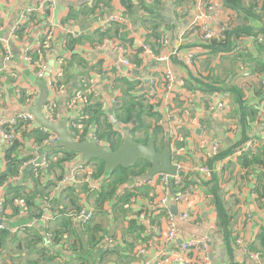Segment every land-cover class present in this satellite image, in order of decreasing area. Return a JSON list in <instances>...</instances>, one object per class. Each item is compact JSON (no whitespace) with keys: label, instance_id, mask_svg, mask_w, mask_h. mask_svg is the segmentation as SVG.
I'll use <instances>...</instances> for the list:
<instances>
[{"label":"crops","instance_id":"0c3cea01","mask_svg":"<svg viewBox=\"0 0 264 264\" xmlns=\"http://www.w3.org/2000/svg\"><path fill=\"white\" fill-rule=\"evenodd\" d=\"M97 1V5L93 7L95 0H77L73 3L56 0L54 4L47 0H0V119L10 117L33 105L39 92L44 89L48 93L46 103L56 106L53 118H64L67 121L69 117L73 118L81 112V105L78 103L71 106L68 97L70 91L78 86L76 79L84 78L88 80L90 92L99 98L104 114L111 123V115L114 116L117 126L113 123L112 125L121 133L120 126L130 123L119 122L114 108L119 107L122 100L128 98L129 90L138 94L139 90L147 93L148 101L161 114L162 118L157 123L166 128L165 138L170 128H175L178 140L174 142L169 135L171 149L175 146L179 151L176 161L183 166V183L185 186L194 187L184 204L175 206V212L187 206L191 208V216L188 220L179 221L180 235L176 242L166 243L163 237L166 217L156 208L152 211L151 186L143 185L137 188L135 194L138 196L124 212L114 207V201L107 204L106 208L111 210L110 214L104 211L97 215L102 228L112 235V239L114 237L115 243L123 248V252L127 251L123 242L135 245L140 240L137 239V233H140L143 241L139 245L144 246L146 253L137 257L136 264L143 260L149 261L150 264H176L174 259L181 241L193 235L212 239L206 253L212 264H264V253H260L258 260H253L248 258L242 249V245L254 240L264 225V196L258 197L255 192L260 169L257 167L259 171L245 170L236 158L231 157L209 163L214 140H217L221 147L241 138L245 141H258L264 131L262 111L251 119L238 115L242 106L258 107L261 99H264V70H255L256 61L264 62V49L257 50L252 34H237L233 31L234 27L241 24L260 28L264 17L261 21L249 18L247 14L238 13L228 7L225 0H131L132 7L129 12L122 5V0ZM250 1L252 0H243L242 4ZM199 2L204 5L201 10L198 9ZM29 6H33V10L29 13L28 20L18 25L24 34L22 38L18 35L15 37L12 30L16 27L19 16ZM70 6L77 8V11L73 18L67 20ZM201 12L208 13V18H199L200 23L205 20L211 28L225 25L233 29L228 34L227 50L208 46V43L201 40L198 31L188 29L189 22ZM109 15L118 19L102 30L101 25ZM151 18L159 23L160 38L157 40L148 37V19ZM64 19L67 20L66 23H63ZM114 24L118 28L113 34ZM96 29L100 32L111 29L110 39L105 38L99 44L95 40L89 42L83 39L85 35L94 37L93 32ZM184 30L186 32L181 34ZM45 37L50 38V41L44 39ZM165 37L167 44L163 43ZM71 38L75 41L81 38L80 42H75L73 48L74 53L85 61L87 68L82 76L78 73L80 69H74L69 89L58 92L49 85V78L59 72L63 59L72 57L71 49L66 46V41ZM113 42L123 46L124 51L116 49ZM45 43L47 47L42 46ZM104 43L108 44L102 46ZM5 44L12 54L10 60L5 59ZM144 45L149 47L148 50ZM40 46L46 47L45 50L42 49L43 53H39L38 59L42 62L41 65H46V70L44 76L36 79L25 63L23 54L27 49L32 56L31 52H39ZM193 52H196V58L188 65L184 56L187 57ZM124 57L130 61L129 67L122 64L121 59ZM158 57L164 59H156ZM251 58L254 60L251 61ZM166 67L172 70L177 81L183 82L182 85L176 82L172 97L165 91L162 80ZM149 76H153L152 83H149ZM128 84H133L132 88L129 89ZM18 87L34 92L30 105L20 104L16 94ZM216 101H224L227 110L219 117L213 118L208 107L215 105ZM147 121L155 123L152 118ZM92 133L93 129L90 128L85 135ZM142 135V132L136 133L137 137ZM81 141H84V138ZM7 145L0 136V171L5 168ZM20 157L23 160L28 157L27 149L20 151ZM79 159L81 158L78 155L68 163L66 174H69L70 168L75 166ZM200 167H208L211 171L206 175L200 171ZM21 173L18 168V175L21 176ZM144 187L149 188L147 192ZM31 188L32 185L28 183L26 191ZM174 188L170 187L169 192ZM3 191L0 188V209ZM214 194L223 201L224 210L232 218L229 229L235 240H239L238 243L227 245L222 239L216 225ZM84 204L88 209L91 206L87 202ZM43 210V216L35 220L40 225H44L50 216L48 210ZM133 220L137 226L135 229H131ZM0 221V227L9 225L12 232L22 225H27L26 222L34 223L24 215L12 214L10 209H6L4 214L0 210ZM142 227L146 234L143 233ZM19 254L22 252L10 248L1 256L0 264H26V256L24 259L18 256ZM195 255L197 251L193 250L188 259H195ZM114 261L115 257L110 256L104 262L95 264H113Z\"/></svg>","mask_w":264,"mask_h":264},{"label":"trees","instance_id":"16d2710c","mask_svg":"<svg viewBox=\"0 0 264 264\" xmlns=\"http://www.w3.org/2000/svg\"><path fill=\"white\" fill-rule=\"evenodd\" d=\"M95 0L93 7L97 5ZM261 2V3H260ZM122 5L125 9L132 7L131 0H122ZM228 7L233 8L238 13H245L249 18H256L262 20L264 14V1L252 0L243 5V0H225ZM258 6H260L258 8ZM69 14L67 20L75 16L77 8L69 7ZM81 8V7H80ZM83 9L81 8L80 11ZM79 11V10H78ZM66 20V21H67ZM65 19L63 23H66ZM150 23V34L148 37L157 40L160 38L158 32L159 23L154 19H148ZM113 25V24H112ZM232 25L230 24L229 27ZM118 26L114 24V33H116ZM234 29V30H233ZM233 29L228 28L223 40H209L208 46L221 48L227 50L229 47L228 34L233 30L235 33L252 34L256 41V48L258 51L264 49V20L260 28H254L250 25H239ZM230 30V31H229ZM111 29L107 32H100L96 29L93 32L94 37L85 35L84 40L89 42L101 43L103 39H110L109 34ZM16 34L22 38L24 31L20 27L16 30ZM49 37V36H48ZM48 37L44 39L49 40ZM261 39V40H259ZM95 40V41H94ZM81 38L75 41L70 39L66 41V46L71 49L72 57L70 59H63L59 72L52 77V87L55 91L62 92L69 89L72 82V72L74 69H80V75L86 71L85 61L74 53L75 42H80ZM44 43V41H42ZM47 47V43L42 44ZM40 46L39 52L32 51L33 65L36 70L42 64L39 61V53H43L42 49L46 47ZM254 59L251 58V61ZM257 66L255 70H264V62L256 61ZM78 86L70 91L68 101L71 106L78 103L81 105V112L75 117L67 119L69 132L75 140L81 141L86 132L92 128L93 135L105 145H108L112 150L118 149L122 144V136L118 129H115L112 123L104 114L103 105L99 98L90 92L88 80L84 78L76 79ZM133 84H128V88H132ZM128 90V89H127ZM128 91V98L122 100L119 107L114 108L115 116L119 122L131 123L134 121V126L130 130L132 139L140 143H146L150 138L156 143L157 149H161L167 132L162 124H158L161 119V114L157 108L148 101L147 93ZM16 94L19 97L20 104H31L34 92L31 89L17 88ZM125 98V97H124ZM56 106L54 104L46 103L45 115L53 117ZM264 110V99H261L258 107L244 105L238 111L241 118L248 116L250 119L257 113ZM264 113V111H263ZM154 119L152 124L147 119ZM160 121V120H159ZM151 130V132L149 131ZM21 136L33 138L35 142H41L50 136L48 132H42L37 129H27L18 126L15 130ZM142 132V136L137 137L136 133ZM244 139H237L236 142L224 145L218 149L217 153L209 157V163L213 161H221L226 157H231L235 148L243 145ZM179 146V144H176ZM24 146L19 140L9 143L6 147L5 168L0 171V188H2V205L1 212L5 213L6 209H10L12 214L19 213L24 215L34 223L26 222L27 225H22L12 232L11 226L0 227V259L1 256L7 253L10 248L22 252L18 256L25 259L26 264H95L96 262H104L110 256L115 257L113 264H136L138 258L135 253V247L141 246L140 233H137L139 240L135 245L131 242H123L126 252L119 244H105L104 237L112 235L102 228L97 220V215L104 211L110 214L111 210L107 207L110 201H114V207L119 211L124 212L126 207H129L131 201L136 199L137 188L132 191L126 188H121L127 183L129 184L137 176L142 175L148 168L146 161H138L133 167L125 168L123 166L107 172L105 170L104 162L101 159L84 160V165L87 169L80 170L76 173L77 183L59 186L62 177L67 173L68 163L78 157V153L69 151L58 144L51 146L46 151L49 157L47 166L38 168H25L21 176L18 175V168H20L23 159L20 157V151ZM177 155L174 160L176 161ZM241 167L245 170L253 169L259 171L257 186L255 192L258 197L264 196V143L260 144L254 151L247 150L240 156L236 157ZM259 169H258V168ZM89 177L90 182L84 181ZM92 182V184H91ZM30 183L32 188L26 191L27 184ZM150 187V186H149ZM184 187L180 188H185ZM146 192L148 187H144ZM150 193L153 194L150 199L154 200V188L150 187ZM58 192V193H56ZM214 204L217 211V226L219 232L222 234V239L227 245H233L236 240L232 235L231 226L232 218L224 210L223 201L214 194ZM21 202V203H20ZM87 202L93 217L85 223L80 220H74V215L85 206ZM42 204L43 207H42ZM46 209L50 212V216L44 225L35 222L37 218L43 216ZM130 209V208H129ZM133 210V209H132ZM155 209H152L154 211ZM158 212L165 213L159 209ZM137 215V213L135 214ZM132 216V215H131ZM137 228L136 222L132 221L131 229ZM144 228L142 227V230ZM141 230V231H142ZM143 233L146 234L145 230ZM247 249L263 254L264 253V225L260 228L258 234L252 242L246 244ZM17 256V257H18Z\"/></svg>","mask_w":264,"mask_h":264},{"label":"built area","instance_id":"2783aa9c","mask_svg":"<svg viewBox=\"0 0 264 264\" xmlns=\"http://www.w3.org/2000/svg\"><path fill=\"white\" fill-rule=\"evenodd\" d=\"M50 3L54 4L56 0H47ZM70 2H76L77 0H65ZM260 6H258L259 8ZM204 8V5L202 2L198 3V9L201 10ZM208 9H211V7H208ZM33 6L27 7L24 12L19 16L18 23L16 27L12 30V34L16 37V30L18 29V25L27 21L29 17V13L32 12ZM208 18V13L201 12L199 15L195 16L193 18L192 22H189L188 29L192 31H198V34L203 42L215 39V40H223L225 38L224 33L228 29V26H220L217 28H211V26L207 23V21L203 20L204 23H200L198 20L199 18ZM118 19L114 15H109L108 18L104 21V23L101 25L102 30H105L109 27L112 21ZM1 29V26H0ZM185 30L182 31L181 34H184ZM261 40V39H259ZM163 43L167 44L168 40L167 37L163 39ZM108 43L102 44V46L106 45ZM113 45L116 49L123 52L124 48L121 45H115L113 42ZM6 53L5 56L6 60H10L12 58V54L9 50V47L7 44H5ZM144 48L148 50V46L144 45ZM24 61L28 65L30 71L34 74L35 78L38 79V77H42L45 74L46 65L43 64L40 66L39 71L35 69L33 65V58L29 54V51L26 49L24 54ZM196 58V52L189 54L187 57L184 56V59L186 60L188 65H191ZM163 60L164 58H156ZM121 62L124 66L129 67L130 61L127 58H122ZM149 83L153 82V76H149L148 78ZM163 83H164V89L165 91L172 97V93L175 92V84L176 82H179L180 85L183 84V82L177 81L175 79V76L173 75V72L169 68H165L163 71ZM53 79L52 77L49 78V85H52ZM81 110V107H79ZM208 110L213 118L219 117L221 114H224V112L227 110V107L225 105L224 101H216L215 105L208 107ZM264 111V110H263ZM262 111V112H263ZM47 117V116H46ZM49 121H57L58 117H47ZM25 127L27 129H39L42 132H48L50 133V136H48L46 139L42 140L41 142H35L33 138H28L26 136H21L18 132H16V128L18 126ZM172 132L168 133L171 135L172 140L175 142L178 140V137L175 134V128H171ZM0 136L2 139L7 143H11L15 141L16 139L19 140L24 148L28 151V157H26L25 160L21 163L20 171L22 172L25 168L31 167V168H38V167H45L48 164L49 157L47 154V150L51 146H55L58 144V136L52 132H50L47 128L43 126H39L36 122L34 117L22 110L10 117L7 118H1L0 119ZM84 140H92L95 141L98 144H101V142L92 134L89 136L85 135ZM264 142V131L261 134V138L258 141L255 140H247L243 143V145L238 146L235 148L234 152L231 155V158H236L240 156L243 152L249 150H255L261 143ZM220 148V143L217 140H214L212 142V152L211 154L217 153L218 149ZM173 155H178L179 151L177 147L172 148ZM80 161L70 168L69 174H65L62 179L59 186L65 185V184H76L77 183V177L76 173L80 170L87 171L84 161L79 159ZM176 166V173L175 175H167L165 173H157L153 176H151L146 181H136V178L133 179L129 184L127 183L124 185L123 188L133 190L135 188H139L143 185H149L155 189V198L151 202L152 209L156 208L165 213L166 217V225L163 230V237L164 241L169 244H173L176 242L180 235V229H179V221L182 220H188L191 216V208L185 207L181 209L179 212L177 211L174 213L171 210V205L177 206V205H183L185 200L191 195L192 189L194 188L192 185H187L185 188L183 183V166L180 162H177V164L174 163ZM200 171L204 174L210 173V169L208 167H200ZM84 181L90 182L89 177H86ZM92 184V182H91ZM170 187H175L174 190L169 192ZM158 192V193H157ZM21 203V202H20ZM176 209V208H175ZM93 217V213L90 209L83 206L80 211L74 215V220H80L82 223L87 222ZM249 217V215H248ZM104 243L105 244H112L114 241L109 236L104 237ZM239 240H236V243H238ZM212 243V239L207 236H191L190 238L184 239L181 241L179 245V249L177 252V255L175 257V263L176 264H212L210 259L206 256V253L208 252L210 248V244ZM242 249L244 254L253 260H258L260 258V253L251 251L247 249L246 244L242 245ZM197 251V255H195V259H188L189 254L193 251ZM136 256L141 257L146 253V249L144 246H137L135 250ZM139 264H150L149 261L143 260Z\"/></svg>","mask_w":264,"mask_h":264},{"label":"water","instance_id":"95a60500","mask_svg":"<svg viewBox=\"0 0 264 264\" xmlns=\"http://www.w3.org/2000/svg\"><path fill=\"white\" fill-rule=\"evenodd\" d=\"M47 96V91L44 89L41 90L34 104L24 111L30 113L39 126H43L50 132L56 134L58 136L59 146L78 153L82 160L101 159L104 162L107 172L119 166L129 168L133 167L138 161H146L148 168L144 174L136 177V181H146L157 173H165L171 176L175 175L176 166L173 163V152L169 134L166 135L161 149H157L156 143L152 138L146 143L137 142L132 139L130 134V129L134 126V121H132L130 125L120 126L122 144L116 150H112L108 145L98 144L92 140L78 141L69 132L66 119L63 118L54 122L47 119L43 111ZM111 119L112 123L117 126V121L113 115H111ZM170 208L175 212L174 205Z\"/></svg>","mask_w":264,"mask_h":264},{"label":"rangeland","instance_id":"374dc122","mask_svg":"<svg viewBox=\"0 0 264 264\" xmlns=\"http://www.w3.org/2000/svg\"><path fill=\"white\" fill-rule=\"evenodd\" d=\"M261 12H263V11H261ZM185 32H186V31H185ZM148 121H150V120H148ZM169 132H170V133L172 132L171 128H170ZM174 157H175V154L173 155V163L177 164L178 161H175V160H174ZM109 237H110V236H109ZM110 238H112V237H110Z\"/></svg>","mask_w":264,"mask_h":264}]
</instances>
